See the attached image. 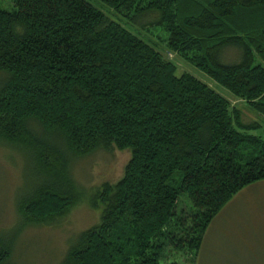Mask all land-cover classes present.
<instances>
[{"label": "trees", "instance_id": "16d2710c", "mask_svg": "<svg viewBox=\"0 0 264 264\" xmlns=\"http://www.w3.org/2000/svg\"><path fill=\"white\" fill-rule=\"evenodd\" d=\"M97 1L121 20L154 18L166 36L160 49L264 118V0ZM227 48L240 59L223 64ZM253 127L85 0L0 8V141L27 148L41 181L18 204L26 224L47 225L76 204L73 160L99 149L131 153L121 180L102 186L100 224L61 264H162L169 248L179 260L170 264H196L224 207L264 181V140ZM14 242L0 238V264H10Z\"/></svg>", "mask_w": 264, "mask_h": 264}, {"label": "rangeland", "instance_id": "374dc122", "mask_svg": "<svg viewBox=\"0 0 264 264\" xmlns=\"http://www.w3.org/2000/svg\"><path fill=\"white\" fill-rule=\"evenodd\" d=\"M85 1L144 41L151 42L175 64L178 75L190 74L222 95L242 113L244 124L254 126L249 134L264 140L263 117L251 112L243 101L231 97L188 62L167 49H160L166 36L154 25V18L144 17L135 22L127 18L121 20L99 1ZM13 2L0 0V8L11 10ZM240 56V50L227 48L220 60L223 64H232ZM26 149L0 141V238H15L10 264H61L78 236L100 224L105 210L99 199L102 186H114L121 180L131 153L116 148L99 149L73 160L69 174L79 192L76 204L63 217L51 219L47 225H27L18 204L41 181ZM181 202L190 208L185 196L181 197ZM170 250H165L162 264L179 262ZM196 264H264V181L245 188L224 207L205 235Z\"/></svg>", "mask_w": 264, "mask_h": 264}]
</instances>
